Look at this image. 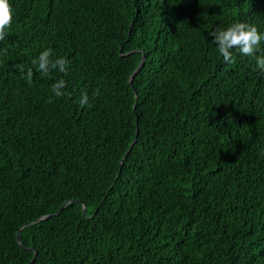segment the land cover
<instances>
[{
    "label": "trees",
    "instance_id": "obj_1",
    "mask_svg": "<svg viewBox=\"0 0 264 264\" xmlns=\"http://www.w3.org/2000/svg\"><path fill=\"white\" fill-rule=\"evenodd\" d=\"M10 2L0 264H264V76L210 36L264 0Z\"/></svg>",
    "mask_w": 264,
    "mask_h": 264
},
{
    "label": "clouds",
    "instance_id": "obj_2",
    "mask_svg": "<svg viewBox=\"0 0 264 264\" xmlns=\"http://www.w3.org/2000/svg\"><path fill=\"white\" fill-rule=\"evenodd\" d=\"M13 8L10 0H0V41L6 38L7 29L13 20ZM211 43L216 46L218 53L226 63H234L233 53L237 52L243 57L254 62L256 71L264 76V53L258 51L264 47V33L258 34L257 29L251 24L236 21L227 27L217 26L211 33ZM52 49L46 48L33 59L32 64L37 66L42 75H49L52 70L59 72L67 71L68 61L63 57L55 60L52 58ZM28 75H32V70H28ZM66 82L63 79L57 80L52 86V92L56 97H62L65 93ZM88 102L87 94L80 98L81 104Z\"/></svg>",
    "mask_w": 264,
    "mask_h": 264
},
{
    "label": "water",
    "instance_id": "obj_3",
    "mask_svg": "<svg viewBox=\"0 0 264 264\" xmlns=\"http://www.w3.org/2000/svg\"><path fill=\"white\" fill-rule=\"evenodd\" d=\"M144 60H145V57H144V55H142V58H141V60H140V63H139V65H138V67H137L136 70L133 72V74L130 76L129 83H132V79H133V77H134V76L140 71V69H141V67H142V65H143V63H144ZM134 142H136V138H135ZM134 142H133V143H134ZM132 145H133V144H132ZM132 145L129 147V149H128V151L126 152L124 158H125V157L127 156V154L129 153V151H130ZM70 202H72V201H70ZM70 202H65V203L60 207V209L55 213V215H59L60 212L63 210V208H64L68 203H70ZM85 212H86V207L83 205V207H82V213H83V215L85 214ZM49 217H50V215L45 216V217H42V218L39 219V220L46 219V218H49ZM25 226H26V225H25ZM23 227H24V226H23ZM16 237H17V241H18V240H19V232L17 233ZM34 259H35V258H33V259L31 260L30 263H32V262L34 261Z\"/></svg>",
    "mask_w": 264,
    "mask_h": 264
}]
</instances>
